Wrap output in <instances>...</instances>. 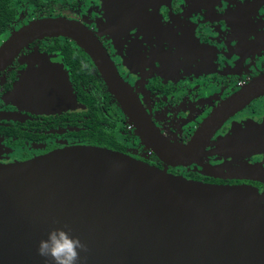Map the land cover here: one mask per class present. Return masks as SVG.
Wrapping results in <instances>:
<instances>
[{"label":"flooded vegetation","instance_id":"1","mask_svg":"<svg viewBox=\"0 0 264 264\" xmlns=\"http://www.w3.org/2000/svg\"><path fill=\"white\" fill-rule=\"evenodd\" d=\"M51 20L77 39L38 37ZM89 39L139 100L156 132L185 147L208 131L194 163L173 166L147 146L111 92ZM0 165L67 147L106 148L174 176L264 193V0H0ZM68 84L43 110V84ZM41 85V86H40ZM216 121V127L213 125Z\"/></svg>","mask_w":264,"mask_h":264},{"label":"water","instance_id":"2","mask_svg":"<svg viewBox=\"0 0 264 264\" xmlns=\"http://www.w3.org/2000/svg\"><path fill=\"white\" fill-rule=\"evenodd\" d=\"M79 32L70 22H40L7 49L38 37L77 39ZM87 46L147 146L173 166L194 163L208 128L188 146L168 144L107 57L97 56L96 41ZM43 85L50 97L37 105L60 108L68 84ZM65 225L89 249L81 264H264V193L253 187L191 181L91 146L0 165V264H45L39 242L54 228L68 231Z\"/></svg>","mask_w":264,"mask_h":264},{"label":"clouds","instance_id":"3","mask_svg":"<svg viewBox=\"0 0 264 264\" xmlns=\"http://www.w3.org/2000/svg\"><path fill=\"white\" fill-rule=\"evenodd\" d=\"M71 231L70 228L68 231L54 228L46 239L39 242L37 255L44 259L45 264H81V253H87L89 249L79 237H73Z\"/></svg>","mask_w":264,"mask_h":264}]
</instances>
